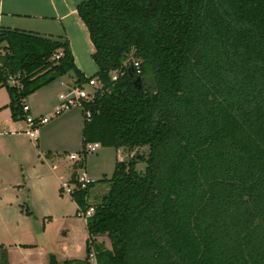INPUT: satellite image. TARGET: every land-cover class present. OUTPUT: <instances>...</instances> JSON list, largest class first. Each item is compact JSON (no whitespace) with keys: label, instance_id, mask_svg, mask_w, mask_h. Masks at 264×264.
Masks as SVG:
<instances>
[{"label":"trees","instance_id":"1","mask_svg":"<svg viewBox=\"0 0 264 264\" xmlns=\"http://www.w3.org/2000/svg\"><path fill=\"white\" fill-rule=\"evenodd\" d=\"M78 12L98 66L84 148L132 151L102 180L88 251L99 264H264V0H87ZM2 45L0 87L15 120L57 77L91 78L66 39L0 27ZM90 186L73 194L80 206ZM102 235L111 248L94 240Z\"/></svg>","mask_w":264,"mask_h":264},{"label":"crops","instance_id":"2","mask_svg":"<svg viewBox=\"0 0 264 264\" xmlns=\"http://www.w3.org/2000/svg\"><path fill=\"white\" fill-rule=\"evenodd\" d=\"M84 1L87 0H0V27L35 33L50 39H66L77 68L85 77H92L98 72V66L93 58L95 46L89 29L78 12V6ZM57 80L60 87L53 94L57 102L50 114L52 118L47 123L55 118L53 112L60 102V95L77 86L73 73L60 76ZM53 84L42 87L32 95L40 92L37 97L50 98L53 96L51 93ZM3 88L0 87V90ZM37 97L31 99L30 113L36 117L50 116L45 113L39 114L41 107ZM9 102L10 97L2 93L0 97V226L4 227V239H0L2 241L0 245L7 251L9 264H50L52 255L56 256L59 264H63L65 260L87 259L90 239L88 221L77 216L78 203L73 195H63L62 191L60 192L63 180H74L79 172L65 167L61 162L62 153L58 148L46 145L47 132L56 129H59V138L63 140L59 145L77 146L81 139L83 142L84 119L82 122L75 112L68 114L58 119L49 129L38 128L36 137H31L25 132L28 123L13 118ZM67 111L56 117L60 118ZM69 133L71 137L67 136ZM44 136L46 140L42 139L41 142L40 139ZM27 137L31 143H28ZM36 140L40 143L36 144ZM44 144L46 147L43 148ZM33 150L39 155H34ZM115 150L116 164L118 160L125 159L127 152L123 147ZM38 170H43L49 175L34 174ZM50 182L56 186L55 189L50 186ZM94 186L93 180L87 194L89 205L94 203L92 200ZM57 208H60L58 215L61 216V223L65 228L63 230L58 228L53 238L50 235V228L54 224L55 216L49 213L56 212ZM41 214L46 217L42 226L38 227L40 231L21 227L37 223ZM33 216L35 220L32 221ZM7 225L18 226L11 231ZM102 237L107 236H95L94 240L111 248L107 241H100ZM6 239L12 240L9 242ZM37 252L38 255L32 257L33 253Z\"/></svg>","mask_w":264,"mask_h":264},{"label":"rangeland","instance_id":"3","mask_svg":"<svg viewBox=\"0 0 264 264\" xmlns=\"http://www.w3.org/2000/svg\"><path fill=\"white\" fill-rule=\"evenodd\" d=\"M3 47L4 46L2 45L1 48H0V50L2 52H3ZM57 78L54 81L51 82L53 84L56 81L53 84V86H52V90H51L52 95L55 94L58 91V88L60 87L59 80H57ZM51 83H49V84H51ZM49 84H47V85H49ZM47 85H45V86H47ZM40 89H38V90H40ZM38 90H36L35 92H37ZM0 92H1L0 97L2 96V93L7 95L8 98L10 97L6 87H4L2 90H0ZM39 93L40 92H38V93H36L34 95H32L33 94L32 93L29 96L25 97L23 100L31 107L32 106L31 105L32 104L31 99L33 100L34 97L36 98L39 95ZM30 96H31V98H30ZM37 102H38L39 106L41 107V110H40L39 114H44L45 113V115L46 114L50 115V114H52V111H53V109L55 107V104H56L57 100H56L55 95H53V96H51L50 98H47V99H43L42 97H37ZM74 112L78 114V116L80 117L81 121L83 122L84 112H83L81 107L76 106V107H73V109L67 111L64 115L60 116V118L55 116V118H53V120L50 123H47V124H44V125L43 124L42 125L39 124V129L40 130L41 129H43V130L44 129H49L52 125H54V123L57 122L58 119H61L64 116H66L68 114H71V113H74ZM38 117H42V116H38ZM18 121H25V119H20ZM68 135H69V137H71L70 133L67 134V136ZM61 136H63V135H61ZM6 137H8V136H6ZM80 138H82L81 133H80ZM42 139L46 140V136H44V138L42 137L40 139V141ZM27 141H28V143H31L28 137H27ZM40 141L36 140L35 143L38 144V143H40ZM62 142H63V140L61 138H59V129L49 130L47 132V143H46V145L47 146L49 145V146L56 147V148H58L60 150V153H62L61 157L63 158L61 160V162H63V164L65 165L66 168L67 167H69L70 169L72 168L73 170L78 171L80 175H83L86 172L89 177L94 178L93 180H94L95 186L93 187V190H92V192H93L92 193V195H93L92 196V200H93L94 203H92L91 205H94V204H97V203L101 202L103 196L106 194L107 190H109V184L105 183L102 180L104 178L111 177V175L113 174L114 169H115V160H116V154H117L115 148H113V147H105V146H103V145H101L99 143L100 147H98L95 152L87 153V152H85L83 150L84 149V145H83L82 139L80 140V142H79V144L77 146L76 145L75 146H73V145H71V146L59 145ZM44 146H45V144L42 147L44 148ZM33 151H34L33 152L34 155H39L38 152H35V150H33ZM145 151H147V149H140L139 150L140 153L141 152H145ZM126 152H127V155L125 156V159H129L132 156V153H131L132 151H129L128 149H126ZM122 153H123V151H122ZM44 154L47 155V152L44 151ZM71 154H76L77 155V159H72L70 157ZM32 160L35 161V158L32 157ZM41 161L42 160H41V157H40V162ZM34 165L35 164L33 163L32 166H34ZM137 167H138L139 170H144L145 169V163L140 162ZM45 168H48V167L45 166ZM26 174L27 173H24V175H26ZM34 174H36V175H49L48 173H46L43 170H38ZM71 181L72 180H67L66 179V180H63L62 183L71 182ZM50 186L52 188H54V189L56 188V186H53V184L51 182H50ZM60 187H61V185H60ZM61 191L62 190L60 188V192ZM66 194L67 193H65V191H64L63 195H66ZM59 210H60V208H57L56 212H52L51 211L52 213H49V214H54V216H55L54 224L51 225V228H50V232H51L50 235H52V237L54 236V234H57L56 231H57L58 228H61V230H63V228H65V225H62V223H61V221H62L61 216L58 215ZM77 216L82 218V219H84V217L79 215V214H77ZM45 217L46 216H43L41 214L37 223L33 222L34 223L33 225H23L21 227L22 228L27 227V229H31L32 228L34 231L38 232V231H40V228H38V227L42 226L43 219ZM33 219L35 220L34 216L32 218V221H33ZM15 226H18V225H7V227L11 231H13V229L16 228ZM3 229H4V227L0 226V239L1 240L4 239V237H3L4 230ZM61 238H63V236ZM6 240H9V242H10V240H12V239H6ZM101 240H105V241H107V243H109L111 245V241H110L109 238L102 237V239H100V241ZM1 242L2 241H0V243ZM27 247H30V246H27ZM38 253L39 252L33 253L32 257L37 256Z\"/></svg>","mask_w":264,"mask_h":264},{"label":"built area","instance_id":"4","mask_svg":"<svg viewBox=\"0 0 264 264\" xmlns=\"http://www.w3.org/2000/svg\"><path fill=\"white\" fill-rule=\"evenodd\" d=\"M2 51L0 50V57L2 55ZM135 68L138 72H141V65L139 61L134 62ZM118 74L117 72H113L112 79H117ZM11 84H18V80L16 78V75H12L9 79ZM88 86V87H87ZM98 88V81L95 77H91L88 79V81L83 86H76L70 89L68 92L63 93L60 95V102L56 106L53 116L60 115L64 113L65 111L79 106L82 108L84 112V119L87 121L91 120V112L84 109V102H88L90 100H93ZM31 108L30 106L23 100V112L25 114V121L28 123V127L25 130V132L31 136L36 137L38 134V128L39 124H45L50 121L52 116H42V117H36L30 113ZM99 147L98 142L94 143H88L86 147L84 148V151L87 153H91L96 151V149ZM72 159H77L76 154H71L70 156ZM93 182V179L88 176V174L85 172L83 175H78L74 180L71 182H64L61 184V190L64 193H67L68 195H73L77 190L87 189L90 184ZM95 213V206L89 205L87 207L80 206L78 204V210L77 214L84 217L86 221L93 216ZM88 264H99L98 258H97V251L92 244L90 252L88 254L87 258Z\"/></svg>","mask_w":264,"mask_h":264},{"label":"water","instance_id":"5","mask_svg":"<svg viewBox=\"0 0 264 264\" xmlns=\"http://www.w3.org/2000/svg\"><path fill=\"white\" fill-rule=\"evenodd\" d=\"M136 80L140 83V86H141V78L138 77Z\"/></svg>","mask_w":264,"mask_h":264}]
</instances>
